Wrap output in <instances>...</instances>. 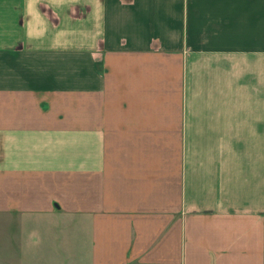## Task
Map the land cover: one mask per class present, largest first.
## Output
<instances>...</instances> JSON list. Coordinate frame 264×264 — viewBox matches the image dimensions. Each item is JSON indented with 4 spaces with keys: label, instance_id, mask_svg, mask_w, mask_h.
<instances>
[{
    "label": "crops",
    "instance_id": "0c3cea01",
    "mask_svg": "<svg viewBox=\"0 0 264 264\" xmlns=\"http://www.w3.org/2000/svg\"><path fill=\"white\" fill-rule=\"evenodd\" d=\"M14 219L11 264H264V0H0Z\"/></svg>",
    "mask_w": 264,
    "mask_h": 264
},
{
    "label": "rangeland",
    "instance_id": "374dc122",
    "mask_svg": "<svg viewBox=\"0 0 264 264\" xmlns=\"http://www.w3.org/2000/svg\"><path fill=\"white\" fill-rule=\"evenodd\" d=\"M35 223L37 222L33 220L27 223L26 221L24 223L18 222L16 219L12 222H2L0 220V228L2 226L8 228V234H0V264H11L12 260L21 257V254L26 252L27 233L23 231L22 225L27 229Z\"/></svg>",
    "mask_w": 264,
    "mask_h": 264
}]
</instances>
